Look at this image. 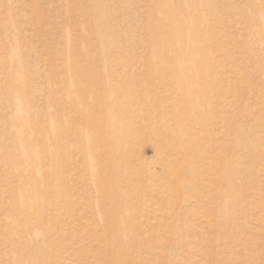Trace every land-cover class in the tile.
Instances as JSON below:
<instances>
[{"label":"rangeland","instance_id":"rangeland-1","mask_svg":"<svg viewBox=\"0 0 264 264\" xmlns=\"http://www.w3.org/2000/svg\"><path fill=\"white\" fill-rule=\"evenodd\" d=\"M0 264H264V0H0Z\"/></svg>","mask_w":264,"mask_h":264},{"label":"bare ground","instance_id":"bare-ground-1","mask_svg":"<svg viewBox=\"0 0 264 264\" xmlns=\"http://www.w3.org/2000/svg\"><path fill=\"white\" fill-rule=\"evenodd\" d=\"M175 29H176V31L177 30H180L181 28L180 27H178V25H176L175 26ZM185 39V40H184ZM184 39H182L181 38V36H178V33H175L174 34V36H172V41H171V43H172V45L174 44V46H175V44L176 45H182V44H187L186 43V38H184ZM172 55V59H173V61H174V63H173V65H174V70H175V73H176V75L178 74L179 75V72L181 71V69H180V67H179V64H181L182 62H187V61H189V58H188V56L187 55H183V54H177V52H173V54H171ZM114 145L115 146H119L120 145V140L119 139H115V141H114ZM30 158H34V154H32L31 156H30ZM95 160V158H94V156H90L89 157V163H90V165H91V168H92V170L94 171L93 172V174L95 173V177H96V179H97V177H98V166H97V164L96 163H94L93 164V161ZM112 160H115V159H112ZM28 166H29V169H30V174H29V177L27 178V180L30 182V184H32V185H35V186H37V187H43V183H42V181H40L39 180V178H38V175L36 174L37 173V167H36V162L35 161H33V160H29V161H27V163H26ZM118 167V163H116V166H115V168H117ZM113 184H111V186H112ZM45 186L47 187L48 186V184L46 185L45 184ZM52 188H53V192L55 193V195H59L60 194V189H59V187H56L55 188V186L54 185H50ZM114 187V186H113ZM55 188V189H54ZM115 189V188H114ZM40 193H44V192H40ZM44 195L43 194H41V196H36V199L37 200H44ZM26 211H29V206H26L25 208H24Z\"/></svg>","mask_w":264,"mask_h":264}]
</instances>
